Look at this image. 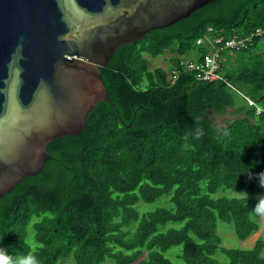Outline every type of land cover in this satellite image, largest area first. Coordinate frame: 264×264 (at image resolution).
<instances>
[{"label": "trees", "instance_id": "16d2710c", "mask_svg": "<svg viewBox=\"0 0 264 264\" xmlns=\"http://www.w3.org/2000/svg\"><path fill=\"white\" fill-rule=\"evenodd\" d=\"M165 52L168 68L151 69L146 56ZM210 54L217 76L202 80L189 65ZM99 71L112 104L51 140L42 170L0 197V248L40 264H264L262 239L234 248L218 233L230 224L243 241L264 225L247 195L264 173V0L210 2L120 45ZM209 113L234 118L218 127ZM196 127L201 140L186 135Z\"/></svg>", "mask_w": 264, "mask_h": 264}, {"label": "water", "instance_id": "95a60500", "mask_svg": "<svg viewBox=\"0 0 264 264\" xmlns=\"http://www.w3.org/2000/svg\"><path fill=\"white\" fill-rule=\"evenodd\" d=\"M215 0H0V197L112 104L99 68L124 43Z\"/></svg>", "mask_w": 264, "mask_h": 264}, {"label": "rangeland", "instance_id": "374dc122", "mask_svg": "<svg viewBox=\"0 0 264 264\" xmlns=\"http://www.w3.org/2000/svg\"><path fill=\"white\" fill-rule=\"evenodd\" d=\"M194 55H195L194 52H190L184 58L193 60ZM170 57H171L170 52H165V54L163 56L157 57V58H151V57L146 56L147 61H148V65L151 69H153L155 67H162V68L167 69L168 63H169L168 60ZM209 115L218 127H222V126L227 125L229 123V121H231L234 118V116L231 113H226V114L221 115V116H215L214 114H211V113H209ZM251 194H252L253 198L258 200V197L264 196V187L258 188L252 192H248L247 195L249 196ZM224 195L234 196L237 194H233L229 190H226V191H224ZM164 201H165V198L163 197V198L156 200L152 204L146 205L145 207L148 210H152L157 206H163L162 204L164 203ZM169 206H170V204H168L166 207H169ZM218 233L220 234V236L222 238V243L228 247L231 246L234 248H249V247L253 246L254 243L259 238L264 241V225L263 224H261L258 232L254 233L248 239H245L243 241H241L235 237L232 226L230 224L219 222L218 223ZM174 249H179V248L178 247L173 248L169 252H167L165 255L168 257L169 253L172 252ZM263 255H264V250H263ZM63 264H71V261H66Z\"/></svg>", "mask_w": 264, "mask_h": 264}, {"label": "clouds", "instance_id": "9594fccd", "mask_svg": "<svg viewBox=\"0 0 264 264\" xmlns=\"http://www.w3.org/2000/svg\"><path fill=\"white\" fill-rule=\"evenodd\" d=\"M197 124H199V118H197ZM216 133L222 136H229L230 132L227 129L221 131L220 129H215ZM186 135L192 137L195 140H201L205 135L204 129L201 127H196L192 130H189ZM260 186L264 187V173H259ZM246 196V194H243ZM253 212L260 216L264 217V196L258 197V202L255 205ZM0 264H40L39 259L35 254L29 252L26 255L21 256H12L6 249L0 248Z\"/></svg>", "mask_w": 264, "mask_h": 264}, {"label": "built area", "instance_id": "2783aa9c", "mask_svg": "<svg viewBox=\"0 0 264 264\" xmlns=\"http://www.w3.org/2000/svg\"><path fill=\"white\" fill-rule=\"evenodd\" d=\"M262 29H257L256 32L252 35H260L262 33ZM253 37V36H251ZM250 37V38H251ZM219 42V41H218ZM246 40L245 39H231L229 41L225 42V47L229 48H235V49H240L244 47ZM246 45V44H245ZM190 69H195L197 70V77L202 79V80H209L212 77L217 76V69L218 66L216 64V60L213 55H208L207 57L204 58L203 62L200 65H195V64H190L189 65ZM251 103V102H249Z\"/></svg>", "mask_w": 264, "mask_h": 264}]
</instances>
